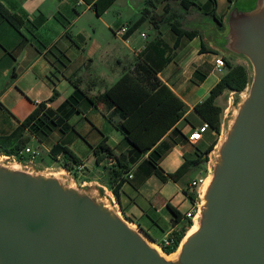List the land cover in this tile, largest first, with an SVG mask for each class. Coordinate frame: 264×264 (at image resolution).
Wrapping results in <instances>:
<instances>
[{
    "label": "crops",
    "instance_id": "crops-1",
    "mask_svg": "<svg viewBox=\"0 0 264 264\" xmlns=\"http://www.w3.org/2000/svg\"><path fill=\"white\" fill-rule=\"evenodd\" d=\"M233 1L214 0L211 9L210 0H112L97 14L82 0H0L28 20L37 14L44 17L39 24L28 22L19 29L0 17V137L6 136L3 146L17 143L36 148L38 156L32 161L36 166L61 169L65 160L72 167L73 162L62 152L50 156L49 147L59 142L84 164L82 171H76L80 175L78 184L104 188L121 214L144 229L153 241L168 231H178L185 220L184 213L196 201V195L191 200L183 189L195 191L190 181L208 171V158L190 164L176 180H162L152 172L145 152L130 163L129 175L113 194L107 182V166L113 158L106 155L96 162L93 146L104 135L114 154L130 145L100 107L89 106L73 113L69 118L72 129L63 133L52 129L41 140L24 126L17 137L12 134L35 104L48 98L53 89L56 94L46 102L51 108L70 93V79L88 94L98 93L141 61L155 70L157 78L184 105L182 115L158 139L168 144V134L175 138L156 161L160 170L165 174L184 159L208 157V147L214 145L219 133L208 127L191 143L181 134L187 137L193 127L203 122L193 106L225 71L212 69V53L220 52L216 42L224 31L226 13ZM121 24L128 26L124 33L116 32ZM222 96L223 93L216 96V103L220 104ZM40 152L58 163L45 162ZM167 203L181 215L176 222L171 221ZM187 226L184 232L188 233Z\"/></svg>",
    "mask_w": 264,
    "mask_h": 264
},
{
    "label": "water",
    "instance_id": "water-1",
    "mask_svg": "<svg viewBox=\"0 0 264 264\" xmlns=\"http://www.w3.org/2000/svg\"><path fill=\"white\" fill-rule=\"evenodd\" d=\"M216 43L251 73L175 254L162 255L104 188L0 151V264H264V0H234Z\"/></svg>",
    "mask_w": 264,
    "mask_h": 264
},
{
    "label": "trees",
    "instance_id": "trees-1",
    "mask_svg": "<svg viewBox=\"0 0 264 264\" xmlns=\"http://www.w3.org/2000/svg\"><path fill=\"white\" fill-rule=\"evenodd\" d=\"M82 1L89 4L98 14L112 0ZM210 2L211 9H213L214 0H210ZM0 17L15 29H19L20 26L26 25L28 22L32 25L39 24L44 18L41 14H37L32 20H28L17 12L8 9L1 2ZM57 56L59 55L57 54ZM223 57L225 71L210 87L207 95L193 106L203 121L208 124V127L217 133L220 129L222 105L216 103V96L221 93L224 95L226 91L237 92L245 86L248 80V72L244 63L232 62L226 56ZM70 82L73 86L72 90L55 107L51 108L46 105V102L50 101L56 94V90L53 89L48 98L38 101L21 120V126L15 129L12 136L17 137L23 126L38 140L43 139L52 129L63 133L72 129L73 125L69 118L73 113L83 112L89 106L100 107L102 114L122 133L130 145L126 150L114 154L105 143L104 135L93 146L92 151L96 162L106 155L113 158V161L107 166V182L113 194H116L117 187L128 175L130 163L145 152H147L146 159L152 167V172L162 180L166 177L176 180L188 169L190 164L207 160L206 155L200 159H184L173 171L165 174L158 167L156 161L162 156L165 147L173 143L175 138L168 134V144L165 143V139L159 141L158 139L182 115L184 105L171 89L157 78L155 70L148 64L136 61L132 67L123 71L113 83L98 93L88 94L76 80L70 79ZM181 136L186 138L183 134ZM5 137H0V151L2 153H12L24 145L16 143L10 147L3 146L2 140ZM210 147L212 146H209L208 149ZM48 152L51 157L62 152L64 157L69 158L73 164L80 162L65 145L59 142L52 143ZM69 164L64 160L65 167L69 168ZM183 190L191 200L195 198L196 192L194 190H186L185 188ZM166 205L172 214V223L176 222L181 216L180 213L169 203ZM190 223V220L185 218L179 230L173 232L172 244L162 247L164 252H170L175 248L185 230V225Z\"/></svg>",
    "mask_w": 264,
    "mask_h": 264
},
{
    "label": "built area",
    "instance_id": "built-area-1",
    "mask_svg": "<svg viewBox=\"0 0 264 264\" xmlns=\"http://www.w3.org/2000/svg\"><path fill=\"white\" fill-rule=\"evenodd\" d=\"M127 28H128L127 24H121L116 29V32L124 33L126 32ZM212 69L215 72H219V73L223 72V70L225 69L224 57L220 52L215 51L212 53ZM206 128H208V124L205 121H203L200 125L193 127L187 134V137H186L187 141L191 143V142H195L196 140H198L201 137L202 132ZM7 155L12 158L19 159V160L25 159V161H33L38 156V150L28 144H24L20 146L17 150ZM83 168H84V164L82 162H78L76 164H73L72 167H69L68 170L70 172H76V171L80 172ZM204 178L205 176L203 175V176H199L195 180L190 181V185L195 187V192L199 188L200 184L203 182ZM196 214H197V205L195 203L190 210H187L184 213V217L188 218L191 222L189 225L192 224L193 218ZM154 242L159 247V249L163 251L162 249L163 246L172 244L173 232L168 231L167 233L162 235L159 240L154 241Z\"/></svg>",
    "mask_w": 264,
    "mask_h": 264
},
{
    "label": "rangeland",
    "instance_id": "rangeland-1",
    "mask_svg": "<svg viewBox=\"0 0 264 264\" xmlns=\"http://www.w3.org/2000/svg\"><path fill=\"white\" fill-rule=\"evenodd\" d=\"M224 56H226L227 58H229L232 62L238 60L242 63L245 64L246 68H247V72L248 75L250 76V68L248 67V64L246 62V60L240 56H230L229 54H225ZM245 93V90L243 89L240 92H234V91H226V93H224V95L222 96V100L220 102V104L222 105V112H221V123H220V129H219V134L221 135L226 123L229 121L230 117H231V112L234 110L235 108V102L237 99H239L241 96H243V94ZM39 156L42 157V159L45 162H52V163H58V162H53L47 155L46 152H40ZM42 167V166H39ZM44 168V167H42ZM45 169H48V167H46ZM56 168H49L48 170H55ZM82 171V170H81ZM73 176L74 181L76 182L77 185L78 181H80V175L78 176L76 174V172H71L70 173ZM207 172H205L204 176H206ZM87 185H92V184H82V186L86 187ZM190 226V225H189ZM189 226H187L189 228ZM187 228V229H188ZM153 243H155L153 241ZM164 252V251H163Z\"/></svg>",
    "mask_w": 264,
    "mask_h": 264
},
{
    "label": "bare ground",
    "instance_id": "bare-ground-1",
    "mask_svg": "<svg viewBox=\"0 0 264 264\" xmlns=\"http://www.w3.org/2000/svg\"><path fill=\"white\" fill-rule=\"evenodd\" d=\"M48 169H49V168H48ZM60 171H61V170H60ZM189 227H190V229H189L188 232H190L191 230H193V229L195 228V224L193 223V224H191ZM152 244L154 245V247H155L156 249H158V251H159L162 255H164V256H166V257H171V256H173V255L175 254L177 248H178V245H177L176 249H175L173 252H171V253H169V254H164V252H163L162 250H160L159 247H158L155 243H152Z\"/></svg>",
    "mask_w": 264,
    "mask_h": 264
}]
</instances>
